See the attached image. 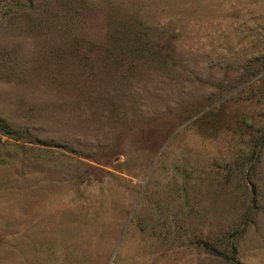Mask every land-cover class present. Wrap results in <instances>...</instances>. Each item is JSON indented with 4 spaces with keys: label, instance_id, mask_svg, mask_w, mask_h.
Listing matches in <instances>:
<instances>
[{
    "label": "rangeland",
    "instance_id": "obj_1",
    "mask_svg": "<svg viewBox=\"0 0 264 264\" xmlns=\"http://www.w3.org/2000/svg\"><path fill=\"white\" fill-rule=\"evenodd\" d=\"M1 126L0 264H264V0H0Z\"/></svg>",
    "mask_w": 264,
    "mask_h": 264
},
{
    "label": "trees",
    "instance_id": "obj_2",
    "mask_svg": "<svg viewBox=\"0 0 264 264\" xmlns=\"http://www.w3.org/2000/svg\"><path fill=\"white\" fill-rule=\"evenodd\" d=\"M0 134L2 136H5L9 139H12V140H16V141H20V140H25L22 136H20L19 134H17L14 130L8 128V127H5V126H1L0 127ZM25 142H28V141H25ZM30 143L32 144H37V145H42V146H47V147H54V148H58V149H64L65 147L64 146H61V145H50L48 143H46L45 141L41 140V139H35L33 141H31ZM205 248L213 253H215L216 255H219V256H224L222 252H220L216 247H214L213 245L209 244V243H203ZM225 258L227 260H230L232 261V258L231 257H228V256H225ZM238 264V263H237Z\"/></svg>",
    "mask_w": 264,
    "mask_h": 264
}]
</instances>
